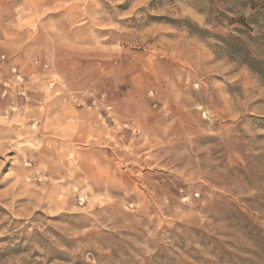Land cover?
<instances>
[{"label":"rangeland","instance_id":"obj_1","mask_svg":"<svg viewBox=\"0 0 264 264\" xmlns=\"http://www.w3.org/2000/svg\"><path fill=\"white\" fill-rule=\"evenodd\" d=\"M0 264H264V0H0Z\"/></svg>","mask_w":264,"mask_h":264}]
</instances>
